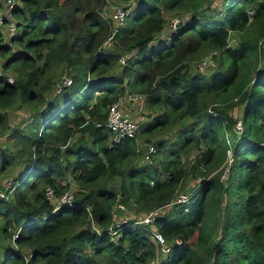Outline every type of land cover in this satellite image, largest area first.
Returning <instances> with one entry per match:
<instances>
[{
  "label": "trees",
  "instance_id": "trees-1",
  "mask_svg": "<svg viewBox=\"0 0 264 264\" xmlns=\"http://www.w3.org/2000/svg\"><path fill=\"white\" fill-rule=\"evenodd\" d=\"M123 1L129 12L106 48V0L13 1L10 35L1 16L0 190L10 186L0 264H264V0ZM166 14L181 21L161 37ZM207 54L210 71L193 70ZM63 75L70 83L56 91ZM125 90L148 110L139 139L168 130L145 162L133 138L110 142L105 125ZM69 181L71 204L54 208L44 187ZM117 200L133 213L111 234ZM156 207L170 245L160 256L134 222Z\"/></svg>",
  "mask_w": 264,
  "mask_h": 264
},
{
  "label": "built area",
  "instance_id": "built-area-1",
  "mask_svg": "<svg viewBox=\"0 0 264 264\" xmlns=\"http://www.w3.org/2000/svg\"><path fill=\"white\" fill-rule=\"evenodd\" d=\"M15 0H5V7L3 9V12L0 13V24L2 23V17L9 19V22L7 24V33L8 35L12 34L14 31V25L13 20L11 19V14L9 10L10 4ZM107 4L111 6V11L109 13L112 21V27L109 32V34L106 36L103 47H109L110 41L112 40L113 34L116 32L118 27L123 23L126 15L128 14L129 10L128 8H125L124 6H121L119 4L114 3V0H106ZM181 21V17L177 15H173L171 17H168L167 22L165 23L164 29L161 31L160 36L165 37L166 32L169 29H174L176 25ZM209 56V55H208ZM125 56H121L119 58V62L124 63ZM202 62L198 64V66L204 65L209 63L210 61L207 60V57L204 56L201 58ZM0 75H3V69H2V63L0 58ZM5 79L7 82L12 81V76L7 75L5 76ZM70 83V77L67 75H63L61 79L57 82L56 91L60 88L61 84H69ZM124 98L123 100L121 98ZM113 101L108 105L106 118H105V125L108 127V129L111 132L110 136V142L111 141H117L121 137H131L134 139L135 144L137 145L138 137H137V130L139 123L136 119H133L130 117L129 112L124 108L123 103H138L142 100L143 95L140 92L136 91H128L125 90L124 95ZM241 124L239 119H236L234 122V129H240ZM143 158L148 159L149 155L152 154L155 151V147L151 142H146L143 145ZM230 160V157L227 159ZM75 185L73 181H69L66 187L62 188L59 193H54L53 187L50 185H46L44 187V195L46 198L51 199L54 201V208H56L59 204L65 203V204H71L72 201V193L73 189L72 187ZM10 186V181L4 182V189L0 190V196H4L6 193V189ZM186 193H178L176 200L178 202L185 201L187 199ZM112 218L114 220V223L109 227V231L111 234H116L118 232V223L128 219L132 218L127 213V207L118 200L115 201L112 207ZM163 207H156L152 209H148L147 211L141 213L138 217L134 219V222L136 224H142L145 226V232L147 235H149L155 242L157 251L160 255L166 254L169 249L170 245L168 240L165 239V237L162 235V233L155 229L153 222L154 218L157 214L161 212ZM120 210L122 213L119 217L114 218V216H117V211ZM13 236L15 233L12 234ZM158 262V261H157ZM156 264V263H155Z\"/></svg>",
  "mask_w": 264,
  "mask_h": 264
},
{
  "label": "rangeland",
  "instance_id": "rangeland-1",
  "mask_svg": "<svg viewBox=\"0 0 264 264\" xmlns=\"http://www.w3.org/2000/svg\"><path fill=\"white\" fill-rule=\"evenodd\" d=\"M16 1V0H15ZM114 3H116V4H119V5H121V6H125V2L123 1V0H114L113 1ZM4 4V3H3ZM4 7H5V4H4ZM4 9V8H3ZM3 9H0V13H2L3 12ZM105 11H107L108 13H110V11H111V6L109 5V4H106V6H105ZM168 14H166V18L167 19H165L166 20V22H167V20H168ZM8 24V23H7ZM7 24H5V25H7ZM3 29H4V31L6 32L7 30L5 29V26L3 27ZM164 29V28H163ZM161 33V32H160ZM9 36L7 35V34H5L4 35V38L7 40V38H8ZM209 54H207L206 55V57H207V60L208 61H210L209 63H207V64H204V65H201V66H198V64H200L201 62H202V60H201V58H203V57H201V58H195V59H193L192 60V62H191V68L193 69V70H196V69H199L202 73H204V74H207L209 71H210V69L212 68V66H214L213 65V62L215 63V61H213V58H212V56L210 57V56H208ZM212 97L211 96H209V98L207 97V99H209V101H211L212 99H211ZM122 100L124 99L123 97L121 98ZM127 105V108L129 109V111H130V114L132 115V117H134L136 120H138V117H142V118H146V113L148 112V110H147V108L145 107V105H144V102H143V98H142V100L140 101V102H138V103H128V104H126ZM22 110L21 111H15L14 112V115H12L11 116V118H10V120H11V122H14L15 120H16V118L17 117H19V116H21V115H23L22 114ZM239 112H240V107L239 106H234L233 108H231V110H230V113L233 115V116H238L239 115ZM169 132H171V131H169ZM168 134V130H166V129H161V130H159V131H157V132H155L154 134L152 133V135H150V136H148L149 137V141H145V140H142V139H139L138 138V141H137V148L138 147H143V145L146 143V142H151L153 139H155V138H158V137H165V135H167ZM144 135H146L145 133H142V137L144 136ZM138 137V136H137ZM141 154L138 156L139 157V161L140 162H145V160L143 159V151H141L140 152ZM193 153H194V151H193ZM119 183H120V177L119 176H117V175H114L112 178H111V180L107 183V185H109V184H111L112 185V187H113V189H116L117 190V188H118V186H119ZM110 187V186H109ZM127 207V213H128V211H130L131 213H133V209L132 208H130V207H128V206H126ZM117 216H114V218H116ZM4 241H6V242H10V240H9V238L8 237H5L4 239H3ZM158 255L160 256V254L158 253ZM98 258H100V259H106L107 258V256L106 255H101L100 257L98 256Z\"/></svg>",
  "mask_w": 264,
  "mask_h": 264
}]
</instances>
